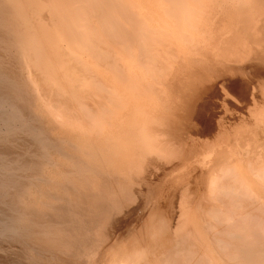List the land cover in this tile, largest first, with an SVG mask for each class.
I'll return each mask as SVG.
<instances>
[{
    "label": "bare ground",
    "instance_id": "6f19581e",
    "mask_svg": "<svg viewBox=\"0 0 264 264\" xmlns=\"http://www.w3.org/2000/svg\"><path fill=\"white\" fill-rule=\"evenodd\" d=\"M262 2L264 3V0H0V264H150L149 257L151 253L148 255L147 251L149 250L145 251L148 246L145 248L144 244H142V239L135 238L136 241L133 242H129V239H126L127 243H125L126 240L118 243V239L115 243L107 241L108 244H115L116 247L113 248L114 246L110 244L113 247L110 250L106 248V253L103 251V242L106 240L104 238L105 235H103L106 230H104L103 224L109 218L108 214L112 210L118 209V205L120 206L118 197H115L107 186L105 188L108 173L111 172L108 170L118 166L117 169L119 171L116 170V172L118 171L119 174H121L120 169H122L125 175L135 176L137 174L140 175L142 168H145L142 160L143 154L153 153L155 157L152 156L153 154L150 156L156 160L158 157L162 160L170 158L172 150L169 148V144L167 145L168 147L163 146L162 140L160 141L161 132L157 130L161 124L165 125L164 120H162L163 116L159 117L160 114H157L160 111L161 104H163L158 100L163 99L162 96L167 92L166 88L168 89V86L165 88V84H167L165 79L170 72L168 69L173 68L171 66L173 63L170 64L169 62V65L165 63L166 60L164 59H167L165 56H171L173 61L175 56L178 55L185 60V66L187 63L189 65L197 63H194V61H202L205 66L210 65L213 61L220 63V65L224 64L226 60L231 59L234 54L236 55V51L240 47L236 49L239 43L237 45L236 42L230 41L231 44L237 45L234 48V46L229 44V41H226L232 32L228 36L226 32L224 33L227 36L225 40L218 36L220 39L214 41L210 34V28L215 24L214 20L218 17L215 16L222 13L224 16L221 23H226L227 25H221L220 28L223 26V30H229L226 27L229 28L230 25L232 27V24L236 22L238 26V22H242L241 20L243 19H241V14L247 9L248 12L251 10L250 13L247 12L249 16L245 12L246 16H248L246 18L250 20L245 18L243 22L250 23L251 21L252 26L249 24V30H247L250 31V27L256 30L255 18L259 17L260 13L258 12L263 11H259V8L264 6ZM237 3H239L237 10L240 11L241 7L246 9L242 10L243 13L240 15L238 14L240 21H238L239 17L235 16V12L233 14L232 10H230V13L227 11V8L232 9L231 6L237 5ZM240 4H243V6ZM237 10L234 9V11ZM222 14L219 16L221 17ZM211 21L213 24H211ZM216 21L218 26V21L220 20L217 18ZM235 27L233 26V30H235ZM212 30H217V28ZM213 32L212 36H215ZM244 32L246 33L247 31L243 30L242 34ZM237 35L238 33H236ZM236 36H230L231 38L229 39L234 38V41H238L241 36ZM222 37L225 38V36ZM108 38H113L115 42H108ZM124 38L132 42L130 43L132 47L135 45L132 48L133 50H131V45L130 47L128 46L132 53L135 48L137 50V47L143 49L142 51L139 48V51H142V54L144 53L142 60L135 57V52L134 56L130 53L127 45L125 46ZM102 44L105 45L100 47ZM210 46L214 48L212 47L213 49H211ZM125 49H127L126 52ZM211 50L214 60L211 58L212 55L209 56V51ZM113 52L116 57L114 58V68L112 67L113 70L112 68L110 69L113 72L116 71V74L110 69L108 72V68L103 69L105 65L108 67L111 64L109 60L113 59L111 58ZM111 53L112 56L110 57ZM125 53L132 56L129 57ZM167 53L171 55H167ZM179 57L177 58L179 59ZM170 58L167 60L170 61ZM121 62L124 63H122L124 67L126 64L123 71L120 70L122 68ZM175 63H177V60ZM79 67L85 69V71L103 67L98 69L101 73L98 70H91L100 74L98 75L99 81L96 80L97 78L94 74L92 75H94V80L96 81L92 80L94 77H91V75L79 74L80 71L85 72L84 70L79 71ZM171 70L174 71L173 69ZM171 73L170 76L175 75ZM170 76L168 78H174ZM104 89H108L107 95L109 90L113 92L112 94L115 96L116 101V103L113 101L116 104L115 107L120 109V113L123 116L121 119L124 118L125 123L128 125L126 124L127 126L122 128V131L120 129L121 126H119L118 130L113 121L114 118L111 121L107 120L108 118L105 119L106 117L100 116L101 113L98 111L97 114L99 113V116L96 115L95 120H92L94 127L88 128L89 125L84 127L85 125L80 123L84 125V128H78L76 126V123L79 124L78 122L72 123L71 119L74 121L72 114H78L80 111L84 115V120L85 117L86 119L92 117L88 108H85L88 106L84 105L87 100L84 102L82 99L89 98L90 95L96 94V91L100 92ZM101 93L96 95L98 96ZM157 93L160 96L162 95L161 97L159 96L161 99L156 97ZM154 95L155 99L153 98ZM168 96H164V100H166L164 103L167 102L166 97L169 98ZM102 98L104 97H101V101ZM105 99H107L106 97L103 100L108 102L114 98ZM75 102L77 103V108L74 106V111L72 105H75ZM113 102L111 105H113ZM110 103L107 104L111 107ZM102 106L100 107L102 108ZM100 107L98 105L99 109ZM103 108L100 111L103 113V110H106L107 112L108 109ZM76 110L79 111L76 112ZM104 114L107 116V113ZM112 114L114 113L112 112ZM67 116H69L68 119L70 118L69 120L71 121L66 119L67 122L65 120ZM157 123L161 124L158 126ZM88 124L91 123L88 122ZM155 128H157V132L154 130ZM133 132L138 134H135L136 136H140V140L137 141L135 135H133L134 139L131 138V133ZM161 134L164 135V133ZM248 138V142H245L244 145H240L241 143L237 142V146H239L236 147L235 144L234 147L236 149L233 148V151L235 150L236 152L232 151V154L237 153L233 159L238 160L240 158L236 159L235 157H241V154L244 155L243 158L241 157L242 160H238L241 163L236 161L239 165L234 164L230 154L228 155L229 159L231 158V160H228L230 166L226 163L228 166H223L222 171L218 168L219 170L216 172L217 169H215L213 172H216V174L221 171L219 177L213 175V178L210 175L211 179L209 176L211 180L210 182L208 180L210 184L208 185L212 189V193L210 192L209 194L212 196L213 191L218 190L221 186L222 188L220 187V189L223 191L222 193H224L226 200H228L225 201L227 204L225 207L229 209L232 205H236L235 203L240 206L245 201H255L256 197H259V192L263 189L264 144H258L252 135L248 136ZM245 156L247 157L246 159ZM115 164L116 166H114ZM113 171L114 169L112 173H115ZM127 176H123L122 179L124 180V177ZM232 177L233 180L236 179L234 181L236 185L230 179ZM225 198H223V201ZM218 199L213 197V200L219 204L217 207L219 208L222 204V207H224L225 202L222 201L221 203ZM188 200H184V220L181 228L179 227L181 238L176 242L182 241L178 246L175 245L178 248L175 249L178 251L171 250L166 252L161 262L163 264H187L192 254L195 255V250L193 251L192 248H196L198 244L195 246V241L190 243L189 238L187 239V235L191 234V232H188V227L194 230L192 233L196 235L195 239H201V237L206 235L207 238L204 237L205 240H210L207 235L209 233L205 234L208 228L206 229L205 227V231L202 228L204 226H201L202 229L200 228L198 222H202V220H200L201 216L199 218L198 212L196 213L198 217H194L195 214L193 216L189 214L192 209L187 206L189 204L191 206ZM247 204H245V207ZM239 206L237 207L236 205L237 208L243 207ZM225 207L222 209L227 211L228 208L225 209ZM236 207L231 208L233 212ZM260 208L262 209V207ZM219 210L221 211V209ZM242 210L240 211L242 212ZM213 211L211 209L207 210V212L214 213V215L218 213ZM238 211L237 209L235 212L238 213ZM239 213L237 214L238 216ZM228 214L225 215L228 216ZM249 215L251 216V214ZM216 217L217 215L213 219ZM228 217H230V214ZM233 217L237 218V216ZM250 221L248 218L245 221L242 219L235 225L236 230L242 231L238 234H245L247 239L252 238V235L258 230L254 227L257 222L253 226L250 225L253 223ZM209 226L212 227L211 224ZM231 226L234 228L233 225ZM209 229L211 228L209 227ZM230 229L232 228L228 227V231ZM152 232L156 231L152 230ZM226 233L223 234L226 235ZM232 235L234 234L231 233V237ZM236 235L233 236L234 239L238 238ZM114 237L117 236L114 234ZM119 240L121 239L119 238ZM206 241L205 246H207ZM243 241L240 244H244ZM155 242L157 243L156 240ZM199 242L201 243L202 239ZM207 242L209 243V241ZM223 242L226 244L225 241ZM233 242L236 243V241ZM156 243L154 244L157 245ZM158 243L160 244L161 242ZM234 245V243L233 245L231 244V246ZM256 246L255 244L253 245L255 248L263 249L260 245L259 247L258 245ZM234 248L237 250L238 246H234ZM254 249H252L253 251L250 248L248 249L252 255H257L258 257L261 254L264 255L262 253L264 250L260 253L257 249V254H255L254 251L256 250ZM153 250H155V247ZM215 251L218 253L217 250ZM225 251H227L226 248ZM214 252L213 256H209L211 258L209 261L214 262L213 264H222L223 260L221 259V263H218L219 260L216 258L220 255L215 257ZM230 252L228 254L232 255ZM206 253L203 254L206 256ZM209 253H211L210 249ZM232 253L235 254L236 251ZM239 253L240 251L237 255ZM242 253L241 255H245V253ZM156 254L151 255H154L155 259L158 260ZM233 255L232 257L236 256V254ZM252 255L249 257L253 258L254 256L252 257ZM239 256L238 258H240ZM230 257L228 258L232 259V261L229 262H234L233 258ZM243 258L245 257L243 256ZM263 259L264 257L259 258L261 263ZM203 260L206 259L203 258ZM203 260L200 263L198 261V263L194 261L193 263L203 264ZM225 260L227 261L228 259ZM239 260L241 258L238 261L236 259L235 263L240 264L243 261L239 262ZM208 262L206 263L208 264ZM262 264H264V261Z\"/></svg>",
    "mask_w": 264,
    "mask_h": 264
},
{
    "label": "rangeland",
    "instance_id": "374dc122",
    "mask_svg": "<svg viewBox=\"0 0 264 264\" xmlns=\"http://www.w3.org/2000/svg\"><path fill=\"white\" fill-rule=\"evenodd\" d=\"M238 4L239 3H237V5L235 4V5L231 6L232 9L227 8V11H229V13H230L231 12L230 10H232L233 14L235 12V16H238V14L240 15L246 9H243V7H241L240 11L237 10ZM262 4H264V3L262 2ZM240 5L243 6V4H240ZM240 5H239V8H240ZM244 7H246V6H244ZM258 8H259V6H258ZM234 9L239 11L240 13L239 12L236 13L237 11H234ZM259 9H258L259 11H261V10H263V11L258 12V13H260L259 17L255 18L256 19L255 23L257 24V27L255 26V24H253V25L256 27V30H255V28L253 29V27L252 28L250 27V31H248L249 30V24H251L252 22L251 21H250V23L249 22H247V23L243 22L244 21L243 19L248 17L249 16L248 13L251 12V10H250V12H248L247 11L248 9L246 11H244L243 14H241V19L242 18L243 19L241 20L242 22H238V26L236 25V23H237L236 22V23H233L234 25L232 24V27H230L231 25L229 26V28L226 27L230 31L222 29V27L224 25H227L226 23L225 24L221 23L223 16H224L222 13H221L222 14L221 17L219 16L221 14L215 16V17L218 16L217 18H218V20H220V21H218L219 24L221 23L220 25L218 24V26H217V21H216L217 18H216V20H214L215 18L213 19L215 24H213V22L211 21L212 22L211 24H213L214 27L212 26V28H210V29L212 30L214 28L215 29L217 28V30H212V31L210 30L211 37L214 39V41H217L218 39H220V37H221V39L225 40L226 37L232 32L228 36V39H226V41H229V42L231 41L234 43L236 42L237 45L239 43V46H237L234 43L231 44V42L229 43L232 46H234V48H235V46H237L236 49L240 47L239 50L241 52L238 49H237V51L235 50L237 52V53L235 52L236 55L234 54L236 57L233 55V57H232L233 59L231 58L229 60H226L227 63L225 62L224 64L222 63L220 65V63L213 61V62H211L210 65L205 66L202 61H194V63L195 62H197V63H195L194 65H191V64H193L191 62H190L191 63L190 65H189V63H187V65H186L187 68H186V66H185L186 62L182 57H179L177 55V56H175V60L172 61L171 56H170L171 58L169 56H165V57H167V59L170 58V61L167 60L166 58L164 59V60H166L165 63L167 65H169V62H170V64L171 63L174 64V62H176V60H177V63L178 62L179 63L178 64L175 63L176 65L171 64V66L173 67L171 69H173L174 71H172L170 68L168 69V70H170V72H172L171 74H175L174 76L173 75L170 76V72L167 70L169 72L168 77L170 76V77H174V78H168L166 76L167 73L165 72L166 73L165 76L167 77L165 79V81L166 80L168 81V82L167 81L165 82L168 84V85L165 84V88L168 86V89L166 88V90H167L166 93H168V94H166V93L165 94L167 96L170 95V96H168L169 98L166 97L167 102L164 103V101H166V100H164V98H165L164 96H166L165 94H164V96L161 95L163 99L159 98L160 94L157 93L158 96L156 95V97H158V99H161V100H158V99L157 100L164 104V105L161 104V106H160L161 108H163L166 105H168V106L163 108L164 110L160 108V111H158L159 113H157V114H160V116L158 115L159 117L163 116L162 120H164L165 125L161 124L162 120L160 119L161 123H159V124L157 123V124H158V126L161 124V126L160 127L156 126L159 129L155 128L154 130L157 129V130H159L158 132L164 133V135L160 133V135L162 136L161 137L159 135L160 141L162 140L161 143L163 144V146H167L169 144L168 146L172 150V155H174V156L171 155L170 158L163 159V160L158 157L157 160H159L160 161L159 162L156 159H154L155 154L150 153V152H148L147 154H143L142 160L144 161L143 166H145V168L142 166L143 168H142L141 172L139 173L140 175L137 174L138 176L137 175L130 176L129 174L125 175V172L122 171V169H120L121 174H119L118 173L119 169H117L118 166L116 168L114 167V168H111L110 170H108L111 172L108 173L109 175L107 176L108 178H107V183L105 184V188L107 186V188H109V190L111 189V192L113 193V195H115V197L116 196L118 197L119 202H120V206L118 205V209L116 208V209L111 211L112 213L110 212L108 214L109 218H107V221L103 224L104 230L106 229L104 232L105 234L103 233V235H105L104 238L106 239L103 242V244H104L103 245L104 246L103 251L105 253L107 252V249L110 250L113 246H114L113 248L116 247L115 244L110 243L113 245V246H111L110 244L107 243V241L108 242L111 241V242L115 243V242H117V239H118V243H120L123 241L125 242L126 239H129L128 240L129 242L130 241H132V242L136 241V239H139V240L142 239L143 242L142 241L141 242H142V244H144L145 248H147L146 246H148V248L145 251H147V250L150 251L152 248L154 249V247H155V250L152 249L151 252L147 251L148 255L150 253L151 254L157 253L156 256H157L158 260L155 259L154 255L152 256L150 254L149 259L152 261L150 262V260H149V263L150 264H152V263L163 264L161 262H162V259L164 258V255L166 254V252L171 251V250L175 251L176 250L175 248H177V246L182 241L181 240L179 243L176 242L178 239L180 240V238H181L179 233H180L181 225H182L183 220H184V217H183L184 207L183 206L185 204V201L189 199L188 202L191 203V206L189 203H188L189 205H187V206L190 209H192V210H190L188 208L190 210V212L188 210L189 214L190 215L192 214L191 216H193V214H195L194 217H196V216L198 217V215H199V218L201 216L200 220H202V222H200V221L198 222L200 224V228H201V226H204V227H202L204 231H205V227H206V229L208 228L207 231L205 232V234L206 233H209V234L212 233V234L211 235L207 234L208 239H210V240H207V241H209V243L205 240V238H207L206 235L201 237L202 242L204 240V242H203L204 244H203L202 242L201 243L199 242L201 240L200 238L199 239L197 238L199 241L194 238V237H196V235H193V233H192L194 230L191 227H188V229H189L188 232H191V234L187 235L188 236L187 239L189 238L190 243L195 241V246L197 244H198V246L196 248L195 247L192 248L193 251L195 250V252H194L195 255L192 254V256H194V257L191 256L190 260L188 259L189 262L187 261V264H189V263L192 264L193 261L196 263H198V262L200 263V261L203 260V258L206 259V260H203V262H202L203 264H205L206 262H208L211 259L209 256L210 255L213 256L214 250H217V252H218V253H216V251L214 252L215 257L220 255L219 257H216L219 260L218 263H221L222 260L226 261L225 259H228L227 260L228 262L232 261V259H229L228 257L229 256L232 257V255L234 254L232 252H235V251H236L235 254L237 257L234 256L235 255L234 254L233 255L234 257H232L234 262H231V263L236 264L235 263L236 259L238 261V259H240V258H241V260H239V262H241L243 260L240 264H242L244 261H245V263H243V264H247L250 262H251L250 264H257V263L262 264L263 263L264 259L262 260V263H261V260H259L260 257H264L263 254L259 255V257L257 255L256 256L252 255V253L248 249L250 248L251 251H253L252 249L255 248V247H253V245L255 244V246L258 245V247H259V245H260V247L263 248V249L255 248L254 249V250H256V251H254L255 254H257L256 253L257 249L260 253L264 250V247H263V245H264V220H263L264 219V214H263L264 213V209H263L264 208V191H262L264 189V185L262 187L263 189L259 192V197L257 196L255 201L253 200L254 202L253 201H249V202L245 201V203H241L240 206L241 207L243 206L242 207L243 210H242V208H237L239 206L237 203H235L237 205V207H236V205H232V207L228 205L231 208L236 207V209L234 208L235 209L234 212L237 209L239 211L242 210V212L240 211V213L238 211L240 217L237 215L238 214L237 212H235L237 214L234 215L235 213L232 211L233 209H231V208L229 209L228 207H225L227 205L225 201H228V200H226L224 193H222L223 191H221V189H220L221 186L219 187L218 190L213 191L212 196L217 198V199L219 197L218 201H220L221 203L223 201V198H225L223 201V202H225L224 207H225V209L228 208L229 210H231V212H229L228 209H227V211L222 209V208H224V207H222L223 204L221 206H219V208H218L217 206L219 204L215 200H213V197L211 196V194H209L210 192L212 193V189H211V187H209V185H210L209 182L212 179L210 175H212V177H213V175L219 177L220 176L219 174L222 171L221 169L224 168L223 166H225L226 163L228 164V160H231V158H232V160H234L233 162L235 164L236 161L241 159V157L243 158L244 155L241 154L240 155L241 157H239V156L235 157L236 159L237 158H240V159H238V160L233 159L234 155L235 154L237 155V153H234V155L232 154L235 151V150L233 151V148H235L234 147L235 144H236V147L239 146V145L237 146L238 143L239 144L241 143L240 145H242V144L244 145L245 142H248L247 141L249 139L248 136H250V135L255 137L258 144H264V15H263L264 14V6H261ZM245 12L246 13L248 12L247 13L248 16H246ZM260 16H262V17H260ZM219 17H220V19H219ZM246 19H248V18H246ZM248 20H250V19H248ZM238 21H240V17H239ZM221 25H223V26L220 28ZM245 25H248V26H245ZM233 26H236L235 30H233L234 29ZM250 26H252V24ZM244 27H245V29H244ZM241 30L242 31L246 30L247 32L246 33L244 32L242 34ZM128 31H130V29H128ZM219 31H221V32H219ZM212 32H213V35L215 34V36H212ZM225 32H226L227 36L224 34ZM236 33H238L237 36L242 37V40H241V37H239V40L241 41L242 44L240 43L239 40H238L239 42L234 41V38L229 39L233 36H236ZM241 34L242 35L245 34V35L242 36ZM218 36H220V37H218ZM222 36H225V38H223ZM125 40H126V38H124L125 46L127 45V48L130 50L129 47L131 45V50H133L132 48H134L135 45H133V47H132V44H130L132 42L129 41V39H127L126 41L129 44L128 43L126 44ZM112 41L115 42V40L113 38H111V39L108 38V42H112ZM240 44L242 47L240 46ZM104 45L105 44H102L101 46L100 45L99 46L102 47ZM136 47H137V45H136ZM212 47L210 46L211 49L214 48V47L213 48ZM139 48L140 47H137V50H136V48L134 50L136 55L134 52L132 53L131 50H130V53L133 56L135 55V57L137 59L142 60L144 58V53L142 54L143 49L140 48L142 51H139L140 50ZM126 50L127 49H125V52H126ZM165 51H167V50H165ZM140 52H141V54H140ZM239 52H240V54L238 55ZM125 54L129 57L132 56L130 54L128 55L127 53H125ZM168 54L169 53H167V55ZM169 55H171V54H169ZM210 55H212L211 58L213 59L212 50L209 51V56ZM111 56H112V53H111L110 57ZM115 57H116L115 53L113 52V56L111 57L113 59L109 60V62L111 63V64H109L110 67H109V65H108V67L105 65V67L103 66L104 68L100 67L98 69H101V68L107 69L108 68V72H109V69L112 68L114 65V58ZM177 57H179V59ZM180 59L182 61H178ZM122 63L123 62L120 63L122 68H120V67L119 68H120V70L123 71V69L126 67V64L124 67V65H122ZM179 65H181V66H179ZM174 66H177V67H174ZM182 66H184V67H182ZM113 68H112V70H113ZM175 68H176V71H175ZM92 69L98 70L97 68H95V69L92 68ZM92 69H90L89 71H85V69H81L79 67V71L84 70L85 72H87V73H85L83 71H80L79 74L83 75V73H84L85 75H88V76L91 75V77H94V75H95L97 78L96 80L99 81L98 75H100V74L98 72L101 73V71L98 70V72L97 71L94 72V71H91ZM103 69H102V71H103ZM112 70L110 69V71H112ZM114 72L116 74V71H114ZM92 74H94V75H92ZM165 76H164V78H165ZM94 79H95V77L92 78V80L96 81ZM107 90L108 89H104L102 91L99 90L100 92L96 91L97 92L96 94L101 93L103 91H106V92H103V93L98 95L100 97V99L96 94H94L96 96L90 95L89 98L87 97V98L82 99L84 102H86L85 100H87V102L85 104L84 103L83 104L85 106H88V107H85V106L84 107L88 108V111H90V114L92 115V117H88L87 119L85 117V120L83 119L84 115L79 110H78L79 112L76 110V112H78V114L74 112L75 107L77 108V106H76L77 103L75 102L76 104L72 105V108L74 110L73 113H75L78 116V118L75 114H72V116L74 117V121H73V119H71L72 123L78 122L79 124L76 123V126H78V128L79 127L84 128V127H87L88 125H89L88 128H91L93 126L92 120H95V117H97L96 115L99 114V113L97 114V112L99 111L101 113L100 116H103L104 118L106 117L105 119L108 118L107 120L111 121L112 118H114L116 120L115 121L113 119L115 126H116V129L120 128L119 126H121L120 129L122 131V128H125L128 124L125 123L124 118H122L123 120L121 119V117H123V116L120 113V109H116V107H115L116 101H115V96L112 94L113 92L111 90H109L108 95H107ZM103 94H104V96H103ZM161 94H163V93H161ZM94 97L95 98L97 97V98L95 99ZM101 97H104V98L106 97L107 99H105V100H110V99L114 98L113 100H110V101H112V102L115 101V103L113 102V105H111L112 102L110 103V101H108V102L104 101L103 100L104 98H102V101H101ZM153 98L155 99V95L153 96ZM172 98H174V99H172ZM101 102L110 103L111 107L109 106V104L101 103ZM81 103H82V101H81ZM96 104H98L99 107L103 105L105 109H108L107 112H106V110L105 111L103 110V113H102V111H100V110H102L103 106H102V108L100 107V109H99L98 105L96 106ZM162 105H163V107H162ZM95 107H96V109H95ZM112 108H113V110H112ZM166 108H167V110H165ZM111 111L114 114L111 115V113H112ZM87 113H89V112H87ZM104 113H107V116H105ZM74 115L76 116L77 121H75L76 119H75ZM93 115H94V117H93ZM118 115H119V117H118ZM111 116H113V117H111ZM68 117L69 116H67V118H65V120L67 119L68 121H71V120H69L70 118L68 119ZM79 117H80V120H79ZM81 118H82V122H81ZM89 118H91V119L89 120ZM117 118H118V120H117ZM86 120L88 122H90L91 124H88V122ZM80 123H83L85 126L80 124ZM124 123H125V125H124ZM85 129H87V128H85ZM130 129H132V128L130 127ZM157 130H156V132H157ZM163 130H165V131H163ZM121 131H119V132H121ZM130 131H133V130H130ZM135 134H137V133H135ZM135 134H134V132L131 133V138L134 139L136 137L137 141L140 140V138H139L140 136L138 137ZM133 135H135V137ZM164 142H165V144H164ZM135 143H136V141H135ZM136 145H137V143H136ZM230 151H231V153H230ZM150 155H152L154 157H151ZM215 155H216V157H215ZM228 155H230V157L231 156L232 157L229 159ZM227 156H228V158H227ZM144 157L146 158V160ZM246 158L247 157L245 156V159ZM167 160H169V161H167ZM238 162L241 163V161H238ZM229 163H231V162L229 161ZM236 164H238V163H236ZM151 165H152V167H151ZM228 165H226V166H228ZM114 166H116V164ZM218 168L221 171H219L218 174H216V172L219 170ZM113 169H114L113 172H115L116 174L112 173ZM215 169H217L216 172H213V171H215ZM116 170H118V171L116 172ZM210 171H212V172H210ZM141 174H143V175H141ZM118 175H119V177H118ZM127 175H129L132 178L130 179V177ZM123 176H127V177H124L125 181L122 179ZM209 176L211 179L209 178ZM112 177H113V179H112ZM128 178H129V180H128ZM230 179L233 180V177ZM119 180H121V181H119ZM208 180H209V182H208ZM235 180H233V182ZM118 183H119V185H118ZM108 184H109V186H108ZM235 185H236V183H235ZM118 186H120V187H118ZM208 187L211 189V191ZM233 187H234V184H233ZM216 191H217V193H216ZM239 192H241V191H239ZM207 193H208V195H207ZM216 194H218V195L216 196ZM150 195H152V196H150ZM207 196H209V197H207ZM202 197H204L205 199ZM211 197H212V199H211ZM190 199H191V201H190ZM206 201H208V202L206 203ZM238 203H240V202H238ZM246 203H248V204L251 203L253 205L247 204L245 207ZM206 205H207V207H206ZM260 207H262L263 210ZM215 208H216V210L218 209V211H216ZM203 209H204V212H203ZM210 209H211V211L214 210L215 212H218L219 214L217 213L214 215V213L212 214V213L207 212V210L209 211ZM219 209H221V211ZM259 209H261V210H259ZM258 211H260V212H258ZM197 212H198V215L196 214ZM220 212H221V214H220ZM228 212H229L231 218L228 217L229 216ZM225 214L226 215L228 214V216H226ZM247 214L248 215L251 214V216L249 215V217H248ZM212 215L214 217L217 215V217L215 218L216 220L213 219L214 217ZM243 215L244 216L246 215L245 216L246 219L244 218ZM209 216L210 217L212 216L211 219ZM233 216H237V218L233 217ZM111 217H112V219H111ZM247 218L249 219V221L251 219H253L252 221H250L253 223L250 224V222H248L250 225H253L254 223L257 222L256 225L255 226L253 225V226L258 230L255 231V234L252 235L253 237L252 238L250 237V239H247L246 235L243 233H241L242 236H241V234H238L242 231L236 230V227H235V225L239 222V220L242 221V219H243L245 221V220H247ZM233 219H235V220H233ZM236 219H237V222H236ZM260 219H262V220H260ZM115 220H116V222H115ZM230 221H232V222H230ZM151 222H153V223H151ZM233 222H235V223H233ZM215 223H216V226H215ZM226 223H229V224H226ZM260 223L261 224L263 223V225H261ZM205 224L208 226H206ZM209 224H211L212 227L209 226ZM230 224L233 225L235 229ZM221 225H222V227H221ZM228 225H230V226H228ZM113 226H115V227H113ZM153 226H154V228H153ZM209 227L211 229H209ZM228 227H230L232 229H230L228 231ZM119 228H120V230H118ZM121 229H122V231H121ZM215 229H216V231H215ZM219 229L222 231L220 232ZM225 229H226V231H224ZM116 230H118V231H116ZM152 230H155L157 233L152 232ZM231 230H233L234 232ZM150 232H152V233H150ZM214 232L216 233V235ZM222 232L223 233L227 232L229 234L226 233V235H224ZM230 232L234 234V235H232V237L237 234L236 236H238V238L242 239V241L246 240V241H243L244 244H240L242 241H240V239H238V238L234 239V237H233V239H231L232 237H231ZM220 233H222V234L220 235ZM256 233H258L259 235ZM114 234H115V236L119 237L121 240L122 239H124V240H122V241L119 240V238L114 237ZM154 235L156 236V239H155ZM229 235H230V237H229ZM256 235H257V237H255ZM122 236H123V238H122ZM215 236H216V238H215ZM107 237H108V239H107ZM113 237L116 239H114ZM211 237H212V239H211ZM227 238H229V239H227ZM132 239H134V240H132ZM144 239H146V240H144ZM155 240L157 241V243L155 242ZM220 240L222 243L220 242ZM232 240L236 241V243L233 242ZM205 241H206L207 246H205ZM223 241H225L226 244ZM238 241H240V242H238ZM158 242H161V243L159 244ZM227 242L229 243V247H228ZM125 243H127V240ZM154 243H156L157 245H155ZM233 243L235 244L234 246H238L237 250H236V248H234V246H231V244L233 245ZM237 243H239L242 246H240ZM247 243H248V245H247ZM202 244H203V247H202ZM108 245H110V246L108 247ZM119 245H121V244H119ZM153 245H154V247H153ZM175 245H177V246H175ZM219 245H220V248H219ZM215 246H217V247L215 248ZM243 246H245L246 248ZM248 246H250V247H248ZM150 247H152V248H150ZM247 247H248V249H247ZM202 248H205L206 250L202 249ZM207 248H208V251H207ZM211 248H213V249H211ZM225 248L227 249V251L229 250V252L233 249L230 252L232 255H229L228 254L229 252L225 251ZM228 248H230V249H228ZM239 248H242V249H239ZM209 249H210L211 253H209ZM223 249H224V251H223ZM238 249H239L240 253L237 255V253L239 252ZM176 251H178V250H176ZM241 251L243 253H245V255H241V253H242ZM248 251L250 254L248 253ZM159 252H161V253H159ZM203 253H206V256ZM262 253H264V252H262ZM226 255H227V258H226ZM251 255H252V257L254 256L258 262L254 259V257L250 258L249 256H251ZM195 256L196 257L198 256V258L196 259ZM238 256L240 258H238ZM243 256L245 258H243ZM207 257H209V258H207ZM235 257H236V259H235ZM250 259L251 260L253 259L252 260L253 263ZM191 260H192V262H191ZM204 261H205V263H204ZM223 261H222V264L228 263L227 261L226 262H223ZM213 263H212V261L208 262V264H213ZM96 264H99V263H96ZM166 264H168V263H166ZM193 264H195V263H193Z\"/></svg>",
    "mask_w": 264,
    "mask_h": 264
}]
</instances>
